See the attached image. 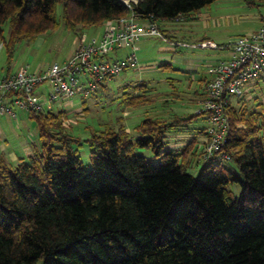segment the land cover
Returning a JSON list of instances; mask_svg holds the SVG:
<instances>
[{
	"label": "trees",
	"instance_id": "obj_1",
	"mask_svg": "<svg viewBox=\"0 0 264 264\" xmlns=\"http://www.w3.org/2000/svg\"><path fill=\"white\" fill-rule=\"evenodd\" d=\"M213 1L139 0L132 8L159 23ZM57 3L74 30L131 10L122 0H0V42L10 56L16 43L57 26ZM128 94L131 105L146 100ZM244 97L227 107L223 151L231 159L202 161L197 174L188 171L201 162L194 141L181 150L164 141L196 115L147 117L136 139L122 125L94 131L86 166L80 139L52 131L62 111H31L41 147L16 164L0 151V264H264V118L247 116Z\"/></svg>",
	"mask_w": 264,
	"mask_h": 264
},
{
	"label": "rangeland",
	"instance_id": "obj_2",
	"mask_svg": "<svg viewBox=\"0 0 264 264\" xmlns=\"http://www.w3.org/2000/svg\"><path fill=\"white\" fill-rule=\"evenodd\" d=\"M54 12L57 21L55 28L47 29L45 32L36 35L32 40L24 39L16 43L12 56L9 55L7 47L2 46L0 49V74L9 67L12 69V67H18L22 64H29L32 68H43L55 61L63 62L70 56L72 49L75 48L76 36L79 34L80 29L92 36L96 34V30L99 27V25L84 27L80 25L74 30L69 28L63 19L61 3L56 4ZM185 18L184 21L173 20V27L175 29L181 28L179 33L181 35L179 36L180 40L188 41L189 44L199 43L202 40H213L218 44H229L239 34L255 30L264 22V0H215L191 12ZM8 33L9 25L6 24L5 35L7 36ZM140 39L141 51L145 55L141 58V51L138 54V65L140 66L138 70L127 69L118 76V79L109 83L107 90L100 89L89 96L77 94L72 98L73 103L69 102L67 106L69 110L61 109L56 111V113L62 111L60 112L62 115L59 119L55 120L53 126L56 125V127H52V131L54 133L61 131L60 134L65 133L73 135V138L80 139L79 152L86 166L91 165V158L89 146L85 140L94 131L98 132V130L100 131L106 128V126L117 128L121 125L118 118L122 114L123 104L121 105L120 99L116 98L119 84H121L120 80L134 81L136 78H142L149 82L155 80L156 84L153 87L154 93L152 94L163 96L165 100L173 99L175 93L185 94L183 92L187 90L186 87H194L193 83L190 85L191 82L188 81L190 80L188 76L184 75L181 70L175 69L176 65L173 63L170 66L161 65L167 59L170 60L168 56L171 54V50L166 48L163 38L147 36ZM78 41L79 39L76 40V44ZM1 44L3 43L0 42ZM184 50L195 51L196 55L202 57L203 55H207L211 49L210 47L202 48L200 46L192 47L191 45L182 46L180 44L177 48V53ZM188 54L191 53L189 52ZM254 85L258 98L251 99V102L245 101L248 107V110H246L247 116H250L254 110L256 111L255 113L262 111L261 113L263 114L264 112V77L259 79ZM83 97L86 98L85 101L90 107L85 109L87 111H75V109L82 107ZM145 106L147 105L142 106V109L145 111L143 113H139L135 107H129L131 108V113L128 121L125 122L128 124L127 127L130 131L135 130L133 124L136 123V120H142L147 118V116L155 114L156 110L151 111V108L149 109ZM166 107H168L167 110H174L178 114L181 113L176 103L172 105L167 104ZM58 108H61L59 104L56 109ZM161 108L163 109L162 106ZM28 113L30 112H27L26 115L22 114V112L18 113L25 120L19 128L15 125V119L12 118L13 121L6 123L4 126L6 134L3 136L0 134L2 136L0 137V151L3 152V147L7 156L9 158L13 157L11 158L14 160L12 164L19 162L23 158L21 155H26L31 150L35 151L34 143L37 146L41 143L39 140L41 138L39 136L38 124ZM262 134L264 135V130ZM138 151L153 156L151 149L139 148ZM196 151L200 152L198 149ZM202 163L196 164L195 162L188 167V171L197 174ZM230 188L236 194L240 193V186L238 184H230Z\"/></svg>",
	"mask_w": 264,
	"mask_h": 264
},
{
	"label": "built area",
	"instance_id": "obj_3",
	"mask_svg": "<svg viewBox=\"0 0 264 264\" xmlns=\"http://www.w3.org/2000/svg\"><path fill=\"white\" fill-rule=\"evenodd\" d=\"M130 12L108 21L101 34L81 39L73 53L63 62H53L46 67L32 68L24 64L16 70L0 75V116L16 117L18 111L42 112L46 102L38 88L49 85L48 101L71 100L77 94L89 96L102 84L118 77L125 69L139 63L135 51L125 56H114V51L134 47L145 36L164 37L157 20L143 24L132 8V2L122 0ZM186 18L180 15L177 21ZM183 46L218 47L213 40H202ZM230 55L209 66L210 79L203 96L197 102V112L206 119L205 133L199 161L230 160L223 151L226 144L230 120L227 107L232 98H242L250 86L264 77V22L255 30L239 34L228 44ZM227 45V46H228Z\"/></svg>",
	"mask_w": 264,
	"mask_h": 264
},
{
	"label": "crops",
	"instance_id": "obj_4",
	"mask_svg": "<svg viewBox=\"0 0 264 264\" xmlns=\"http://www.w3.org/2000/svg\"><path fill=\"white\" fill-rule=\"evenodd\" d=\"M140 22H142L143 24L147 23V21H145V20L140 21ZM104 26H105V24L99 25V27L96 30L97 35L102 33ZM159 26H160L162 33L164 34V37H161V38H163V40L166 44V48L171 50V54L168 56L170 58V60L167 59V61L162 63L161 65L170 66L173 63L174 65L177 66L175 69L181 70L184 75H186L190 78V80H188V81L191 82L190 85H192V83H193L194 87H192V88L186 87L187 90H184V92H183L185 94L175 93L173 99L165 100V98L163 96H156V94H152V93H154L153 87L156 84L155 80L153 82H149V81L144 80L142 78H136V80H134V81L120 80L121 84H119V91H117L116 98L120 99V103H121V105L123 104V108H122V114L119 116L118 119L120 120L121 125L124 126L126 128V130L129 132V134L132 136V138L136 139V138L141 136L139 131L137 130V127L145 118L142 120H136V123L133 124V127L135 130L130 131V129L127 127L128 124H126L125 121H128L132 107H135L139 113H143L145 111H144V109H142V106L144 107V105H147L145 107H148L149 109L151 108V111L156 110L155 114L152 113L153 116L150 115L149 117L158 118V119H162V120H172L173 118H181V117H188L191 115H196L183 128H177L176 130L169 132L166 135L164 141H165V147L170 148V149L181 150L190 141H194V144L198 148L200 143H201V136H202L201 131L206 125V120L202 114H197V107L198 106L196 104H197L198 100L203 96L204 91H205V86L210 79L209 66L212 63H214L220 59L226 58L230 55L229 45L227 43H221L218 47H214V48L210 47V49H211L210 52L207 55H203L202 57H200L199 55H196L195 51L191 52V51H185L184 50V51H180V53H177V48H178V46H180L179 42L185 41V40H180V38H179V36H181L179 34L181 28L175 29L173 27V20H161V21H159ZM79 31L80 32H79V34H77L76 40L86 39L90 36V35L84 33L83 31H81V29ZM145 37H147V36H145ZM148 37H150V36H148ZM76 40H75V46H76ZM140 40L141 39H139L136 42L134 47H124V48H120V49L116 50V55L117 56H125V55L129 54L131 51H135L137 57H139L138 54L141 51ZM185 42H188V41H185ZM1 48H2V46L0 45V49ZM202 48H204V47H202ZM74 49H72V51L70 52V55L73 53ZM189 52L191 54H188ZM140 54H141V58L144 57V55H145V53L143 51H141ZM22 65H24V64H22ZM22 65H20V66H22ZM20 66L14 67V68L12 67V69L9 67L7 70H13V69L16 70ZM139 67L140 66L137 64V66L132 67L131 69L135 71V70H138ZM4 71L5 70H3L2 72H4ZM116 79H118V77L114 78L113 80H116ZM113 80H111V81H113ZM111 81L107 82L104 85H101L95 92L99 91L100 89L107 90L108 85ZM139 85L143 86V90H142V88L140 89L141 86H139ZM50 90L51 89H50L49 85L44 84V85L40 86L38 88V91H37L38 94H40L41 97L43 98V100L46 102V110H51L53 112H56V111L61 110V109L69 110L67 108V106L69 105V102L73 103V99L67 100V101L63 100V99L62 100H56L53 102L48 101V93ZM127 92L130 93V94H128V97L133 96V95L137 96V95L143 94L144 97L146 96L145 97L146 100H145V102H143L141 104L131 105V104H129L131 98L129 97L130 99L127 100L126 96H125V94ZM253 98L254 99L258 98V94L256 93L255 85H252L249 87V89H248L243 100L251 102V99H253ZM85 99L86 98L82 99L83 100L82 101V107L75 109V111H77V110H83L84 111L85 109H88V107H90L87 105V102L85 101ZM57 101H59V102H57ZM236 101H237V98H232L233 103H235ZM57 103L59 104V106H61V108L56 109V107H58ZM145 103H147V104H145ZM175 103L179 106L178 109L181 112L180 114L176 113L174 110H167L168 109V107H166L167 104L172 105ZM161 106L163 107V109L161 108ZM129 107H131V108H129ZM154 107H155V109H154ZM149 109H146V110H149ZM85 111H87V110H85ZM19 112H22V114H24V115L27 114V112H25V111H18V113ZM187 112H189V114H187ZM263 114H264V112H263ZM12 118L15 119V121H16L15 125L18 128H19V126L22 125V122L23 123L25 122L24 118L19 116V114H17L16 117H12L9 115L0 116V134L2 136L6 134V132L4 131V129H5L4 126L6 125V123L13 121ZM2 136H0V137H2ZM40 142H41V140H40ZM31 143H33V142H31ZM35 144L36 143H34L33 146L35 147V151H36L37 149H39L41 147V143L38 146ZM2 150L6 154L3 147H2ZM14 153H16V152H14ZM32 153H34L33 150L28 152V154H26V155L25 154L21 155V157L28 156ZM146 155L150 156L149 154H146ZM6 157H7L8 161H10L11 163L14 161L13 159H11L13 157L9 158L7 156V154H6Z\"/></svg>",
	"mask_w": 264,
	"mask_h": 264
}]
</instances>
